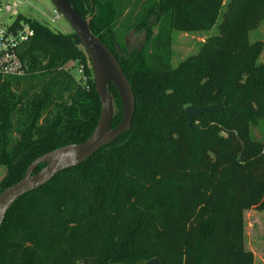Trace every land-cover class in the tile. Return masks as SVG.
<instances>
[{
	"label": "trees",
	"instance_id": "16d2710c",
	"mask_svg": "<svg viewBox=\"0 0 264 264\" xmlns=\"http://www.w3.org/2000/svg\"><path fill=\"white\" fill-rule=\"evenodd\" d=\"M69 2L92 17L91 32L120 65L134 115L114 142L10 207L0 226V264H253L244 213L264 212V61L262 43H250L248 33L264 0ZM21 20L33 35L17 50L23 75L0 79V192L42 155L83 143L100 114L73 31ZM216 24L217 36L171 66L172 32ZM131 32L143 40L130 50ZM109 92L114 128L122 107L111 85ZM222 103L187 127L186 107Z\"/></svg>",
	"mask_w": 264,
	"mask_h": 264
},
{
	"label": "water",
	"instance_id": "95a60500",
	"mask_svg": "<svg viewBox=\"0 0 264 264\" xmlns=\"http://www.w3.org/2000/svg\"><path fill=\"white\" fill-rule=\"evenodd\" d=\"M49 1L69 25L87 55L95 91L100 102V114L94 130L83 143L67 145L42 155L28 166L18 182L0 192V226L7 211L20 197L41 188L56 174L80 165L102 147L114 142L122 133L129 130L134 115L135 102L132 89L113 54L91 32L89 24L92 17L83 18L69 0ZM109 85L115 89L122 107L121 121L114 128L111 127L113 100ZM222 108L223 103L207 107H186L187 127H190L192 122L201 115L220 112ZM40 164L44 165L43 168L34 173ZM147 264L159 263L153 259Z\"/></svg>",
	"mask_w": 264,
	"mask_h": 264
},
{
	"label": "rangeland",
	"instance_id": "374dc122",
	"mask_svg": "<svg viewBox=\"0 0 264 264\" xmlns=\"http://www.w3.org/2000/svg\"><path fill=\"white\" fill-rule=\"evenodd\" d=\"M17 1L21 4L17 9L18 13L29 19L47 23L46 19L52 15L53 7L49 0ZM222 12H225V7L222 9ZM49 28L62 34H67L71 30L69 25L62 18L54 24H51ZM217 35V24L210 31L197 34L172 32L171 66L175 68L181 61L187 59L189 56L195 55L206 39ZM142 40L143 35L141 33L131 32L126 37V43L130 50L140 47ZM248 40L250 43L255 41H260L262 43V52L259 60L264 61V13L250 29ZM68 66L71 74L77 77V67L73 66V63H69ZM257 129L256 127L251 128L250 133L252 137H260L259 130ZM3 176L4 170L0 168V180ZM244 246L247 251L252 253L253 264H264V212L251 209L244 213Z\"/></svg>",
	"mask_w": 264,
	"mask_h": 264
},
{
	"label": "built area",
	"instance_id": "2783aa9c",
	"mask_svg": "<svg viewBox=\"0 0 264 264\" xmlns=\"http://www.w3.org/2000/svg\"><path fill=\"white\" fill-rule=\"evenodd\" d=\"M20 5L17 0H0V79L19 77L24 73L17 50L32 37L33 31L27 21H17ZM60 18L53 8L52 15L46 20L51 25Z\"/></svg>",
	"mask_w": 264,
	"mask_h": 264
}]
</instances>
